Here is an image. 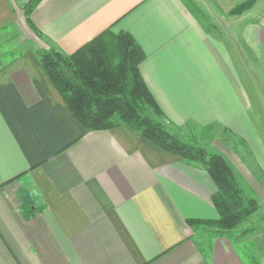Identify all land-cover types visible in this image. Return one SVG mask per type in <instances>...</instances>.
I'll return each mask as SVG.
<instances>
[{"label":"crops","instance_id":"crops-1","mask_svg":"<svg viewBox=\"0 0 264 264\" xmlns=\"http://www.w3.org/2000/svg\"><path fill=\"white\" fill-rule=\"evenodd\" d=\"M214 1L230 14L244 0ZM187 2L41 0L31 19L47 41L68 54L108 28L128 31L145 52L142 64L153 74L150 89L172 123L203 117L230 132L233 123L253 129L252 118L235 122L238 72L232 74L233 91L223 81L206 84L209 74H193L204 70L206 56L213 60L216 39ZM258 9L264 15V0L244 14ZM22 13L0 0V30L25 28L29 34ZM263 20L244 25L249 46H264ZM220 50L229 57L225 47ZM226 152L259 192L263 222L264 180L254 179L250 168ZM260 169L264 174V166ZM216 191L203 166L161 149L127 125L87 131L36 56L0 65V264H264V256L245 262L240 252V241L246 246L253 233L239 240L218 233L207 251L198 244L201 228L189 219L220 218L212 201ZM257 250L248 253L259 257Z\"/></svg>","mask_w":264,"mask_h":264},{"label":"trees","instance_id":"trees-1","mask_svg":"<svg viewBox=\"0 0 264 264\" xmlns=\"http://www.w3.org/2000/svg\"><path fill=\"white\" fill-rule=\"evenodd\" d=\"M256 1L244 0L230 13H244ZM31 12L27 7L28 23L37 35L44 36L29 18ZM145 56L130 32L115 33L108 28L71 54L57 46L43 49L40 63L87 131L127 125L161 149L203 166L217 186L212 201L220 218L189 219V223L216 224L223 233H230L258 209V202L243 196L236 174L223 155L189 145L155 118L164 114L140 69Z\"/></svg>","mask_w":264,"mask_h":264},{"label":"rangeland","instance_id":"rangeland-1","mask_svg":"<svg viewBox=\"0 0 264 264\" xmlns=\"http://www.w3.org/2000/svg\"><path fill=\"white\" fill-rule=\"evenodd\" d=\"M9 1L13 6L16 5L23 11L22 18L25 19L24 24L29 26L31 31H29L28 34L26 33L25 28V30H20L11 27L2 29L3 31L0 30V65L12 64L15 60H19L26 56H36V58L40 61L43 49H50L53 46H57L52 45L53 43L51 41H47V38L43 35H37L38 31H35L27 22V7L28 9H32L33 12L41 0ZM187 1L193 15L199 18L202 25L205 26L206 31L211 33V39H216L213 40L212 43L214 46L213 54L215 55L213 60L212 58L206 56L204 70L196 69L193 74H209L206 76V84H211L212 82L217 84L219 81H223V88L233 91V89L236 88L237 83L232 74H237L238 72V74H240V82L243 84L244 88L240 87V82L238 81L236 109L233 111L235 115V122L238 123V121L243 118H252L253 129L245 126L241 127L239 124L233 123V126L231 127L232 132H230V130L224 127L223 123L220 121L207 123L203 117H200L199 122L189 120L185 124H174L168 119L160 105L159 106L164 115H156L155 118L161 121L170 133L189 145L204 147L212 153H219L223 155L236 174L243 196L247 198L253 197L258 202L257 195H259V192L244 178L237 165L226 151L232 152L241 160V162H243L245 166L250 168L254 179L260 182L264 180V174L260 169V165L264 166V46L261 48L257 45L258 42L255 44L252 42L250 44L252 47L249 46V39L245 36V31L243 29L245 24H258L262 19H264V15L260 14L261 11H259V9L257 14L250 16L244 14L247 11L249 12V10H252L254 5L251 9L245 11L244 13L234 15L220 10L214 0ZM215 8L219 9L214 10ZM32 12L29 15V18H32ZM35 27L39 30L36 25ZM258 34H260V32H258ZM254 36H256L255 33ZM262 41L260 40L259 43H262ZM220 47H225L228 50L229 57L225 56L224 58V56H222L220 53ZM58 48L63 51L60 47ZM262 51L263 53H261ZM225 61L227 62V65H225ZM142 62L140 64V69L142 65V69H144V78L146 79L148 85H150V88L152 86L153 74H149L146 71V61L143 64ZM218 63L222 64L218 65ZM233 65L235 68H233ZM1 68L3 69V67ZM178 74L186 73L181 72ZM188 74L192 73L189 72ZM223 77H227L226 83L223 80ZM249 108L252 112L249 111ZM240 135L245 136L247 140H251L250 145L245 143L246 141ZM223 146L227 147V149H224ZM261 216V211L257 209L250 215H247V217L244 218L241 223L233 229V231H230L232 235L229 236L235 238L237 237L238 240L242 239L245 235L250 236L253 233L250 236L251 241H245L246 246L243 244L242 240L240 241V245L242 246H239V248L241 249L240 252L245 262H257L263 258L262 256H264V252L261 251V245H264V241L261 240L262 237L264 238V221L261 222ZM193 226L201 228L199 231L200 234H196L195 238L198 241V244L206 251V247L213 242L214 237H219L218 233H223V229L221 228V230L216 224ZM250 248H253V250L258 249L257 255L259 254V257H256L255 253L250 252L249 254L248 250Z\"/></svg>","mask_w":264,"mask_h":264}]
</instances>
